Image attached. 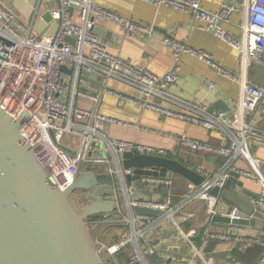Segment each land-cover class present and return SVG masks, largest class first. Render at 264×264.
<instances>
[{
  "label": "built area",
  "instance_id": "built-area-1",
  "mask_svg": "<svg viewBox=\"0 0 264 264\" xmlns=\"http://www.w3.org/2000/svg\"><path fill=\"white\" fill-rule=\"evenodd\" d=\"M16 1L0 0V102L15 120L25 114L20 130L60 188L65 189L71 184L80 162L83 169H91V165L111 161L108 172L115 181L113 187L118 192L117 205L119 191H122L126 205V209L119 205L117 214L130 227L131 234L128 240L114 245L96 237L100 254H107L113 264H121L117 255L131 244L124 264H150L149 256H157L160 261L157 264H168L164 252L170 254L171 264H180L175 257L176 252H182L186 247L189 256L193 253L201 264H215L212 258L205 257V252L209 243L217 240L259 246L261 257L256 264H264V236L244 234L242 231L245 228L227 224L230 225L227 231L212 227L205 229L200 242H196L192 238V231H186L180 222L191 218L192 213H188L187 208L200 200L209 203L210 221L215 215L241 219L236 206H225L218 197L211 194L214 187L225 186L231 172L238 173L243 182L259 186L260 190L256 197L250 198V202L254 204L255 210L264 211L263 163L253 157L249 148L251 137H264V130L253 125L257 115H264V87H258L246 77L247 65L264 58V0H222L218 10L206 8L203 0H141L155 6H169L191 13L199 29L211 31L238 53L243 67L239 76L222 67L212 52L196 49L170 36L162 40L171 51L174 61L167 72L156 74L146 66L128 62L110 51L107 42L95 30L97 24L102 21L117 23L130 36L137 38L147 37L153 26L107 9L95 0H23L22 8L28 7L27 14L16 6ZM239 12L242 17L235 24L239 28L238 35H235L225 25L230 24L232 15ZM46 13L51 14V19L44 18ZM38 25H41L40 30ZM67 37L74 39L75 44L69 43ZM187 54L206 62L221 76L240 84L241 96L235 112H209L207 107L179 102L177 97L169 93L170 86L180 80L183 67L181 59ZM63 66L71 70V73L64 70ZM84 71L101 75L105 82L117 79L131 87L133 91L130 93L105 87L123 103L154 109L162 115L189 120L210 131L221 132L223 143L220 145L187 135L180 138L181 148L185 150L211 152L223 157L221 168L208 175L200 186L180 196L176 202L172 192L173 174L143 175L141 179L144 182L162 186L168 192L162 200L132 198L136 187L128 184L126 177L133 175L134 170L123 168L121 156L130 151L169 158L172 151L139 142L112 140L106 133V124L128 123L99 110L103 91L89 93L82 89L80 77ZM214 87L215 83L212 82L210 88ZM81 97L90 99L94 107L79 105ZM170 103H180L181 106H169ZM68 135L80 137L79 149L72 147L66 140ZM99 139L109 153L107 158L89 156L88 151ZM240 161H245L249 167L242 166ZM137 206L159 209L161 213L155 217L136 216ZM101 216V219L92 218L91 221L101 222L110 218V215ZM167 222L174 225L178 237L160 248L151 243L149 235ZM142 240L145 242L144 248L141 246ZM233 264L245 263L234 259Z\"/></svg>",
  "mask_w": 264,
  "mask_h": 264
},
{
  "label": "crops",
  "instance_id": "crops-1",
  "mask_svg": "<svg viewBox=\"0 0 264 264\" xmlns=\"http://www.w3.org/2000/svg\"><path fill=\"white\" fill-rule=\"evenodd\" d=\"M222 0H203V5L210 10H218ZM100 5L117 11L120 14L133 18L138 22H142L148 26H153V30L147 37L137 38L130 36L122 26L109 21H102L97 24L98 32L103 40L109 45V49L113 54H118L130 63L146 66L150 71L156 74H163L169 70L174 64L172 53L162 43L163 38L172 37L177 40L187 42L196 49L208 50L213 53L215 60L224 68L230 70L236 76H239L242 70L241 60L238 53L223 40L218 39L211 31L201 30L194 23L193 17L189 12H182L172 7L155 6L141 0H95ZM242 14L235 13L231 17V23L226 24L225 28L232 34L238 35L239 28L235 25L241 21ZM96 26V27H97ZM182 71L180 80L172 84L169 93L177 97L179 102L197 104L199 106L209 108L215 104L221 103L230 109L227 113L236 111L237 103L240 99V84L218 74L206 62L187 54L182 57ZM246 77L248 80L258 87H264V58L258 62H250L246 68ZM99 81L91 79L85 83L86 91L89 93H98L103 91L102 101L99 110L104 114L118 118L125 124L108 123L105 126L106 133L112 140L122 139L131 142H139L150 146L163 147L172 151L171 157L177 158L189 168H194L197 172L207 177L216 173L224 162V158L211 152H203L196 150H185L181 148L180 138L184 135L196 138L213 145L223 143V134L218 131H210L205 129L201 124L190 122L174 116H165L154 109L143 108L137 104L123 103L116 95L108 89L114 91L130 93L133 91L131 87L121 80H108L104 86L99 87ZM214 82L215 87L210 88V84ZM79 105L86 108H93L94 105L90 99L85 97L79 98ZM169 106L180 107V103H170ZM185 108V107H181ZM222 112V111H216ZM260 116V117H259ZM254 126L264 130V115H257L253 120ZM249 148L254 158L262 161L264 169V137H251L249 140ZM169 157V158H171ZM239 164L247 166L245 161ZM110 162H104L100 165H91L89 168L95 170L100 182L113 185L115 181L108 172ZM169 176V175H167ZM174 182L172 192L174 193V202L180 196L189 193L197 185L189 182L184 177L174 173ZM129 182V181H127ZM136 187V191L131 195L132 198H143L149 201L162 200L168 190H164L162 186L144 182L141 178L129 182ZM245 183V182H244ZM246 188L251 192L257 193L260 189L258 185L245 183ZM236 191H242L239 185L235 186ZM208 204L206 201L200 200L193 202L187 208L188 213H192L190 219L180 220L182 225L185 224L188 232L192 231V238L196 242H200L205 229L212 227L214 229L227 231L230 225L220 226L214 221H210L208 213ZM119 205L126 209L125 201L122 199V191H119ZM128 215V211L126 212ZM136 214V213H135ZM137 216V214H136ZM103 216L99 217L101 219ZM94 220H98L93 218ZM170 224V225H169ZM170 226V227H168ZM184 227V226H183ZM174 225L167 222L159 230L149 235V240L155 246L160 248L168 243L174 242L178 237V233L174 234ZM240 233L239 231H237ZM255 236H264V230L254 227H245L242 231ZM113 234L118 235L116 240L108 238ZM131 234L130 227L125 223L102 224L95 231L96 237H101L109 245L119 244L121 241L128 240ZM127 235V238H126ZM142 248L145 247L144 240L141 241ZM131 248L128 244L127 250ZM127 250H122L117 257L126 261ZM168 257H165V255ZM188 248H184L182 252H176L175 257L179 259L180 264H201L198 257L193 253L188 256ZM164 257L170 259V254L163 253ZM125 256V258H123ZM188 256V257H187ZM205 257L212 258L215 264H233L234 259H239L245 264H256L261 257V248L259 246H247L235 242H222L212 240L205 252ZM150 264L159 263L157 256H149ZM199 261H197V259ZM123 263V264H124Z\"/></svg>",
  "mask_w": 264,
  "mask_h": 264
},
{
  "label": "water",
  "instance_id": "water-1",
  "mask_svg": "<svg viewBox=\"0 0 264 264\" xmlns=\"http://www.w3.org/2000/svg\"><path fill=\"white\" fill-rule=\"evenodd\" d=\"M15 4L24 13L29 12L28 7L22 8L23 0ZM44 18L51 19V14L46 13ZM40 27L37 26L39 30ZM95 30L98 31V26ZM66 39L72 45L75 44L74 39ZM63 69L71 73L66 66ZM80 78L84 90L85 83L91 79L99 81V87L105 88V80L99 74L84 71ZM229 110L227 105L223 107L221 103L209 108V112L224 113ZM24 117L15 120L0 102V264H107L99 252L95 231L102 224L123 221L121 215L117 214V190L109 183L100 182L95 170L83 169L82 162L71 184L65 189L60 188L32 144L22 134L20 128ZM121 162L124 169L134 170L133 175L126 177L129 182L143 175L167 176L174 173L197 186L206 179L194 168L173 157L128 151L121 156ZM239 177L238 173L231 172L225 186L214 187L211 194L220 200L227 191L248 201L256 197L257 194L247 189ZM236 185L242 191H236ZM77 196L82 198L83 208L78 206ZM135 212L155 217L161 210L137 206ZM101 215H110V218L101 222L91 221ZM239 215L241 219L215 215L212 221L220 226L233 224L264 230L263 210L253 209L249 213L239 210ZM177 233L175 230L174 234ZM171 260L168 259L167 263L171 264ZM184 262L189 263L188 260Z\"/></svg>",
  "mask_w": 264,
  "mask_h": 264
},
{
  "label": "rangeland",
  "instance_id": "rangeland-1",
  "mask_svg": "<svg viewBox=\"0 0 264 264\" xmlns=\"http://www.w3.org/2000/svg\"><path fill=\"white\" fill-rule=\"evenodd\" d=\"M260 117V116H259ZM254 125V124H253ZM66 140L71 144L72 147H74L75 149H79V146H80V142H81V139L80 137L78 136H72V135H68ZM95 147H98V149H95ZM89 152V156L91 157H104V158H107L109 156V153L105 151V144L99 139L97 140L96 142H94V144L91 146L90 150L88 151ZM221 201L223 203H228L229 205L231 206H236L238 207V209L244 213H249L251 212L254 208V204L248 200H246L245 198H241V197H238L235 193L231 192V191H227L224 196L222 197ZM76 202L78 204V206L80 208H83V204L84 202L82 203L80 201V198L79 196H77L76 198ZM170 225V224H169ZM184 228L186 230L187 227L185 226V224L183 225ZM170 227V226H168ZM118 238V235L116 234H113L112 236H110L108 239L111 240V239H114L116 240ZM126 238H127V235H126ZM101 257H104V259H106V262L107 264H113L110 259H108V255L105 254V253H102L101 254ZM165 257H168V255L166 254ZM197 259V258H196ZM198 261V259H197ZM119 262L121 264L124 263V260H122L121 258L119 259ZM199 263V261H198ZM197 264V263H196Z\"/></svg>",
  "mask_w": 264,
  "mask_h": 264
},
{
  "label": "trees",
  "instance_id": "trees-1",
  "mask_svg": "<svg viewBox=\"0 0 264 264\" xmlns=\"http://www.w3.org/2000/svg\"><path fill=\"white\" fill-rule=\"evenodd\" d=\"M99 217H100V216H97V217H94V218H95V219H99ZM123 258H125V256H124Z\"/></svg>",
  "mask_w": 264,
  "mask_h": 264
},
{
  "label": "flooded vegetation",
  "instance_id": "flooded-vegetation-1",
  "mask_svg": "<svg viewBox=\"0 0 264 264\" xmlns=\"http://www.w3.org/2000/svg\"><path fill=\"white\" fill-rule=\"evenodd\" d=\"M79 198H80V201L83 203L82 198L80 196H79Z\"/></svg>",
  "mask_w": 264,
  "mask_h": 264
}]
</instances>
